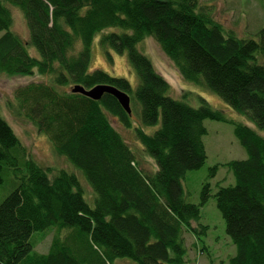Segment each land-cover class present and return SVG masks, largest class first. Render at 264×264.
Returning a JSON list of instances; mask_svg holds the SVG:
<instances>
[{
    "label": "trees",
    "instance_id": "1",
    "mask_svg": "<svg viewBox=\"0 0 264 264\" xmlns=\"http://www.w3.org/2000/svg\"><path fill=\"white\" fill-rule=\"evenodd\" d=\"M14 8L27 40L12 30ZM215 17L201 0H0V73L44 77L17 91L19 110L74 168L44 167L0 114V184L6 173L18 180L0 202V264H190L187 235L207 234L201 211L212 190L208 182L202 201L188 202L183 180L207 161L208 118L232 122L248 153L223 164L238 181L214 195L237 246L230 264H264V135L202 95L199 106L173 97L140 49L154 37L186 81L264 131V23L243 38ZM96 38L111 60L127 54L136 86L91 69ZM78 84L127 91L133 113L110 93L96 100L74 92ZM110 116L134 132L153 165L142 166ZM47 232L49 250L39 252Z\"/></svg>",
    "mask_w": 264,
    "mask_h": 264
},
{
    "label": "rangeland",
    "instance_id": "2",
    "mask_svg": "<svg viewBox=\"0 0 264 264\" xmlns=\"http://www.w3.org/2000/svg\"><path fill=\"white\" fill-rule=\"evenodd\" d=\"M202 2L210 4L215 18L219 20L226 29L235 30L237 36H252V28H260L264 23V1L262 0H203ZM14 22L12 30L18 33L22 38L28 39L29 30L23 13L14 8ZM246 30L249 32L246 34ZM3 32L0 31V36ZM250 36L248 38H250ZM93 61L91 69H104L114 76H123L129 79L132 85L136 86L138 77L136 72L130 67L127 54L113 52V59L108 57L106 51L101 48L99 39L96 38L93 44ZM140 49L145 52L154 62L159 73L162 74L172 86L171 94L173 97L182 99L193 106L201 104L200 95L214 107L223 110L224 114L236 121L246 122L264 135L257 124H254L247 116L232 109L218 94L212 90H207L202 86L195 85L186 81L180 75L176 65L166 54L159 42L152 36L146 37L140 43ZM29 51L34 54L37 50L34 46L29 47ZM44 80L39 74L34 75H16L0 73V114L13 127L22 143L33 153V157L45 166H52L55 169L65 167L74 169L66 159L55 152L53 144L49 141L47 135L42 134L27 117L20 112L16 98L17 91L26 84L34 81ZM186 95V96H185ZM134 120H138L134 114ZM113 125L120 131L123 137L129 142V145L136 150L142 166L150 167L153 159L147 155L144 146L133 131L127 129L116 117H111ZM205 125L208 127V133L204 135L207 148V161L199 169L188 171L183 180L184 187L188 193V202L199 204L203 199V188L206 183L211 184L212 195L202 206L201 222L209 225L207 234L202 237L187 235L190 246L191 260L190 264H230V259L236 254L237 246L232 237L227 232V224L222 212L219 210L215 194L218 186L236 184L238 178L235 173L223 164L235 159H246L248 153L246 148L239 142L235 135V125L232 122L218 119H206ZM49 139V140H48ZM52 144V145H51ZM219 165L218 168L215 166ZM76 170V169H75ZM76 172V171H75ZM18 185V180L6 173L5 180L0 184V202L8 196ZM86 190L88 186L84 185ZM195 225V223H194ZM44 232H37V235H43ZM53 233L47 232L41 236L37 250L45 252L49 250ZM195 243L196 247L191 249ZM206 246L207 252H200V248ZM120 264H131L127 259L119 260Z\"/></svg>",
    "mask_w": 264,
    "mask_h": 264
},
{
    "label": "water",
    "instance_id": "3",
    "mask_svg": "<svg viewBox=\"0 0 264 264\" xmlns=\"http://www.w3.org/2000/svg\"><path fill=\"white\" fill-rule=\"evenodd\" d=\"M73 91L82 93L96 100L101 99L105 93H110L118 99L120 104L124 107V110H126L129 114L133 113L130 94L113 84H98L95 85L94 88H86L85 86L78 84L73 87Z\"/></svg>",
    "mask_w": 264,
    "mask_h": 264
},
{
    "label": "bare ground",
    "instance_id": "4",
    "mask_svg": "<svg viewBox=\"0 0 264 264\" xmlns=\"http://www.w3.org/2000/svg\"><path fill=\"white\" fill-rule=\"evenodd\" d=\"M203 0H201V2H202ZM262 1V0H261ZM203 4H205L204 2H202ZM260 29L261 28H252V32L254 33V34H257L259 31H260ZM248 31L246 30V34L248 35ZM251 35V34H250ZM250 35H248V36H240V37H243V38H248ZM204 88V87H203Z\"/></svg>",
    "mask_w": 264,
    "mask_h": 264
}]
</instances>
